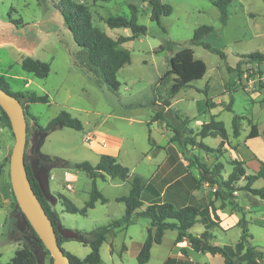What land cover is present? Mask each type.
Segmentation results:
<instances>
[{
	"label": "rangeland",
	"instance_id": "obj_1",
	"mask_svg": "<svg viewBox=\"0 0 264 264\" xmlns=\"http://www.w3.org/2000/svg\"><path fill=\"white\" fill-rule=\"evenodd\" d=\"M70 2L86 7L91 15V23L101 32L115 38L117 35L130 36L127 29H110L105 20L109 17L130 15L128 5L137 6V22L146 28L144 35L118 48L127 50L130 63L117 72L120 83L119 94L114 95L104 86L97 87L94 78L84 74L74 65V57L79 49L72 40L63 16L58 8L60 2ZM215 0H161L172 7L171 15L161 17L159 25L150 21V8L147 0H112L96 2L93 0H0V76L9 84L11 94L47 95L48 104L26 105L19 99L22 108H26V163L33 168L34 154L32 148L43 138L37 147L39 154L49 157L52 167L49 179V198L47 199L57 211L61 228L78 233L77 240L63 239L61 248L83 259L90 248L87 234L94 228L120 218L124 214V205L115 198L122 194V189L114 183H103L96 180L98 190L108 200L104 205H97L87 216L62 213L60 202H56L54 191L67 197L77 207H82L87 200V192L91 186L89 177L72 168L74 163L87 161L97 162V157L88 148L94 141L105 146V136L121 140V164L130 169V173H138L144 183L151 180L154 169L160 166V155L163 150L171 151L169 139L171 132L164 121L148 126L155 112L165 113L164 102H169L171 115L177 114L189 121L188 127L198 131L200 125L207 122L212 115L222 121L227 131V139L223 141L221 153H207L193 148L188 153L197 156L208 167L222 163V177L226 179L231 170L229 162L233 159L244 162L248 175L264 172V65L247 61L243 56L264 52V0H232L228 7V21L222 26L219 13L212 5ZM209 26L213 33L205 39L212 48L219 50L224 59L212 54L202 47H189L187 41L199 26ZM164 41L176 43L174 52L182 48H190L195 59L205 65V72L200 80L191 88L180 90L170 95V87L174 76L165 77L169 68L170 53L161 51ZM32 58L45 62L49 73L45 79H36L22 71L20 63L24 58ZM155 102L156 105H151ZM230 110V111H228ZM66 111L77 118L83 125L82 131L58 128L50 133L42 132L39 127L47 124L60 112ZM233 115L242 116L240 134L233 138L231 120ZM169 120V118H167ZM255 126L258 136L249 139L251 127ZM150 132L148 133V130ZM210 148L221 145L220 138L193 137ZM151 142H150V141ZM102 141L105 143L103 144ZM151 144V146L149 145ZM14 146V135L11 127L0 121V264H13L18 252L25 248L33 249L39 259L43 256V264H51V256L43 246L39 248L32 243L28 227L20 229L21 211L16 203L9 181V158ZM175 151L180 148L175 144ZM167 152V151H166ZM153 157L150 168L146 157ZM154 165V166H153ZM186 163H181L180 176L186 173ZM179 170V169H177ZM197 178V171L191 169ZM68 174V177L64 176ZM54 179H50V177ZM157 176V175H156ZM73 188L66 189L68 184ZM158 180V179H157ZM156 182V179H154ZM236 186H242L239 181ZM254 188L264 187V177H260ZM215 186L202 182L195 191L197 203L201 206L207 224H196L192 233H201L204 229L213 233L209 241L215 246L233 247L241 236V229L234 225L228 228L221 226L218 213L224 218L233 211L230 206L217 211L219 220L211 213L210 204L219 206L214 200ZM237 203L249 207H257L255 216L258 221L246 218L250 235L249 245L263 254L264 263V202L244 192L235 194ZM240 215L238 214V219ZM245 217V216H244ZM231 225V224H230ZM148 219L137 217L128 227L114 230L108 234L107 242L100 247L99 264H138L136 255L145 241ZM153 233V230H152ZM175 231H165L159 245H153L150 258L145 264H223V259L208 253H195L189 250L186 256L180 249L188 247L186 243L175 245Z\"/></svg>",
	"mask_w": 264,
	"mask_h": 264
},
{
	"label": "trees",
	"instance_id": "obj_2",
	"mask_svg": "<svg viewBox=\"0 0 264 264\" xmlns=\"http://www.w3.org/2000/svg\"><path fill=\"white\" fill-rule=\"evenodd\" d=\"M37 1L43 2L45 0ZM109 1L112 0H93V3ZM231 1L215 0L212 2V5L219 13V21L222 26H225L228 21V7ZM148 5L150 8V21L155 22L157 25H159L161 17H167L173 11L170 5L162 3L161 0H148ZM128 7L130 11L128 18L109 17L105 20V24L110 29H127L130 31V36L117 35L115 38H110L92 25L91 15L85 6L66 1L60 2L58 5L64 22L71 33L73 43L80 50V54L74 57V65L84 74L94 78L97 87L104 86L114 95L119 94L120 88V83L117 81V72L130 63L128 51L118 47L146 33V28L137 22V6L130 4ZM212 33L213 29L211 27L199 26L193 31L192 37L187 41V44L189 47H202L204 50L224 59L223 54L219 50L212 48L205 42V39L209 38ZM173 46H176V43L171 41H164L160 46L161 51L166 50L171 55L169 68L164 74L165 77L174 76L170 87L171 96L182 89L191 88L192 84L200 80L205 72V65L201 60L193 57V52L190 48H182L174 52ZM243 58L251 63L264 65V52L250 53L243 56ZM20 66L22 71L36 79H45L49 73L48 64L29 57L22 59ZM0 88L17 99H24L27 106L29 104L49 103V98L45 94L37 95L33 92L11 94L9 84L2 76H0ZM151 105H156V103L153 102ZM169 106V102L165 101V113L155 112L147 125L150 126L158 121L165 122L166 127L171 132L169 142L176 144L180 148L182 160L187 164L185 166L186 173H184L182 178L160 180L156 176L150 182L144 183L141 177L130 174L128 167L120 164L115 157L109 155H100L95 165L87 161L72 165L73 169L81 171L89 177L91 186L88 200L84 202L82 207H77L64 195L57 194L56 197L63 208V213L87 216L88 212L94 209L95 204H106L108 200L98 190L97 179L104 180L107 176L121 182H128L130 190L126 196L115 199L116 202L124 205V214L116 220L94 228L87 234L89 241L86 244L89 246L90 252L83 259L80 260L64 251L61 248L62 240L57 235V243L68 257L69 264H99L101 261L99 250L105 242V236L114 230L128 227L133 224L137 217L148 219L150 222L145 241L136 255L138 264L148 262L152 246L159 245L164 232L168 230L176 232L175 245L186 242L188 248L195 253H208L211 256H220L223 259V264H264L261 262L263 254L249 245L248 222L244 217L242 207L237 203L235 197L237 192H244L264 202V187H253V184L260 177H264V172L262 173L263 175L260 173L248 175L245 172L244 162L233 159L229 162L231 170L226 179H224L221 175L223 171L222 163L218 162L208 167L197 156L188 153L193 148H199L207 153H221L222 143L226 141L228 136L223 122L218 120L216 115H212L206 123L200 125L198 131H194L188 127L189 121L187 119H182L177 114L171 115V111L167 109ZM23 111L26 117L29 116L26 108L23 107ZM244 119L242 116L233 115L231 120L233 138L239 136L240 121ZM0 121L10 127L9 119L1 107ZM62 127L74 131L83 129L82 123L77 118L72 117L66 111H60L46 127H39V130L50 133ZM26 132H28L27 127ZM257 136V129L252 126L248 138L251 139ZM193 137H199L200 139L218 137L222 142L219 147L213 149L202 143V141H195ZM149 145L151 146V144ZM45 159L49 165L50 163L52 164L49 157H45ZM24 162L30 187L56 231V228H61L60 220L58 215L52 211L48 200L40 190L34 171L26 163V153L24 154ZM191 169L197 171L199 178L190 172ZM154 179H156V182ZM159 180L160 182H158ZM239 181H243L242 186L235 185ZM202 182L215 186L213 197L214 200L220 202L218 207L213 203L210 204L211 213L215 220H219L216 212L224 210L226 206H230L233 212L240 214L236 226L241 229V236L233 247L211 245L209 241L212 239V234L205 229L199 234L191 232V229L196 224L200 223L204 226L207 224L206 219L201 216V206L191 194L192 191L199 189ZM20 216L23 218L22 213ZM27 227L32 243H35L39 248H43L41 241L32 228L29 225ZM77 241L81 240L77 239ZM180 254L182 256L187 255L184 247L180 249ZM36 255L35 250L25 248L18 252L13 264H37L38 255L37 257ZM50 262L52 264V259H50Z\"/></svg>",
	"mask_w": 264,
	"mask_h": 264
},
{
	"label": "water",
	"instance_id": "obj_3",
	"mask_svg": "<svg viewBox=\"0 0 264 264\" xmlns=\"http://www.w3.org/2000/svg\"><path fill=\"white\" fill-rule=\"evenodd\" d=\"M0 107L7 115L12 133L14 146L9 158V181L16 203L28 224L41 241L52 258V264H69L68 257L57 243V232L54 230L48 216L33 193L27 178L24 154L26 147V120L22 105L16 97L0 88ZM40 136L37 147L42 143ZM33 170V168H32ZM48 167H42L35 173L40 190L46 199L49 198ZM58 235L63 239L77 240L78 233L69 229H61ZM37 257V255H36ZM43 256L38 257L37 264H43Z\"/></svg>",
	"mask_w": 264,
	"mask_h": 264
},
{
	"label": "crops",
	"instance_id": "obj_4",
	"mask_svg": "<svg viewBox=\"0 0 264 264\" xmlns=\"http://www.w3.org/2000/svg\"><path fill=\"white\" fill-rule=\"evenodd\" d=\"M147 2H148V0H147ZM155 123V122H154ZM154 123H152V124H154ZM206 123V122H205ZM151 124V125H152ZM150 125V126H151ZM82 127H83V125H82ZM83 130V129H82ZM81 130V131H82ZM150 132V129L148 130V133ZM96 135H98V137H101V136H105L106 138L105 139H102V140H106L107 139V142H106V144H104L105 142L104 141H102V143L105 145V146H102L101 145V143L99 144L97 141H94L91 145H89L88 146V148L90 149V151L97 157V162H98V158H99V156L100 155H109V156H112V157H115L116 158V160L121 164V140L120 139H117V138H110L109 136H106V135H104V134H99V133H96ZM175 144L174 143H169V148H171V151H168V150H163V154L162 155H160L161 157H160V166L156 169H154V173H152L153 175H152V177H151V180L154 178V177H156V175H157V178H159L160 180H162V179H173V180H175V179H180V178H182V176H180V167H177V169H179V170H177L176 169V164H178V165H180L181 163H183V164H185L186 162H184L183 160H182V156H181V154H180V151H175V146H174ZM167 151V152H166ZM144 158H146L145 160H146V164H147V167H149L150 168V163L149 162H151L152 160H154L153 159V157H151L150 155H147L146 157H144ZM242 161V160H241ZM96 162V163H97ZM95 163V164H96ZM95 164H92V165H95ZM187 165V164H186ZM154 166V165H153ZM49 171H48V179H49V175H50V172H51V169H52V167L49 165ZM130 170V169H129ZM190 172L192 173V172H194V171H191L190 170ZM130 174H132V173H130ZM193 174V173H192ZM68 174L66 173H64V176L65 177H68L69 178V176H67ZM133 175V174H132ZM134 175H137V176H139V177H141L140 176V174H138L137 172L136 173H134ZM194 175V174H193ZM195 176V175H194ZM196 177V176H195ZM50 179L52 180V179H54L52 176L50 177ZM151 180H149V182L151 181ZM160 180L158 181V182H160ZM100 181H102L103 183H107V184H110V183H114V185L117 187V188H120V189H122V194L120 195V196H118V197H116V198H119V197H121V196H126L128 193H129V190H130V185H129V183L128 182H121V181H119V180H117V179H111V178H109V177H105V179L104 180H100ZM58 183H60V184H67L65 187H66V189L68 190V191H72L73 190V188L69 185V182H67V181H62L61 180V182H58ZM167 186V185H166ZM165 186V187H166ZM165 187H164V189H165ZM90 190V189H89ZM89 190H88V192H87V195L89 196ZM195 191H197V190H194V191H192L191 192V194H192V196H194V198L195 199H197V197H196V195H195ZM162 193H163V191H162ZM54 194H55V197L57 196V194H61V193H59V192H57V191H54ZM102 194V193H101ZM63 195V194H62ZM115 198V199H116ZM254 198V197H253ZM56 199H57V197H56ZM87 200H88V198H87ZM86 200V201H87ZM254 201H256V199L254 198L253 199ZM85 201V202H86ZM56 202H58V199H57V201ZM108 202V201H107ZM48 203H49V201H48ZM50 204V203H49ZM84 204V203H83ZM97 205H99L98 203L97 204H95V207H94V209L96 208V206ZM241 207H242V209H243V212H244V216H245V219L246 218H248L250 221H258L259 219H257L256 218V216H255V214H256V212L258 211V209H257V207H255V206H253V207H249L248 205H245L244 203H241V204H239ZM50 206H51V209H52V211H54L57 215H58V213H57V211L53 208V205H51L50 204ZM61 208H62V206H61ZM94 209H92V210H94ZM62 210H63V208H62ZM61 210V212L63 213V211ZM91 211V210H90ZM89 213V212H88ZM238 214L239 213H236V212H233L230 216H226L225 218H224V213H221V212H219L218 213V215H219V218H220V221L222 222L221 223V226H225L224 228H228V225H227V223L226 222H228L229 220H231L230 221V223H229V226L230 227H234V225L237 223V221H238ZM88 215V214H87ZM240 215V214H239ZM58 218H59V215H58ZM240 218V217H239ZM227 219H229V220H227ZM59 220H60V218H59ZM247 221V220H246ZM61 223V222H60ZM231 224V225H230ZM118 230V229H117ZM110 234V233H109ZM197 234H199V233H197ZM212 238H213V233H212ZM109 238H108V234L105 236V242H107V240H108ZM183 243H186V242H183ZM62 245V244H61ZM185 248V250H186V252H187V254H188V252H189V250H188V247H184Z\"/></svg>",
	"mask_w": 264,
	"mask_h": 264
},
{
	"label": "flooded vegetation",
	"instance_id": "obj_5",
	"mask_svg": "<svg viewBox=\"0 0 264 264\" xmlns=\"http://www.w3.org/2000/svg\"><path fill=\"white\" fill-rule=\"evenodd\" d=\"M32 153L35 156L32 161L35 164V170H36V172H38L40 170V168H42V167H49V163L47 162V160L45 159V157L43 155L39 154L38 149H37V145L32 148ZM20 218L22 220V223H18V224H19L20 229L23 230L24 229V225H25V227H27L28 224H26L24 222V219L21 216H20ZM60 230H61L60 228H56L57 235H58V233H59Z\"/></svg>",
	"mask_w": 264,
	"mask_h": 264
}]
</instances>
